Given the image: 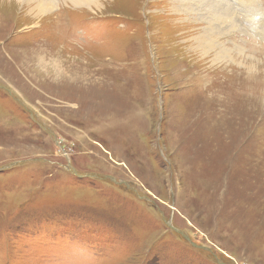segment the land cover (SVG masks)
Listing matches in <instances>:
<instances>
[{
	"label": "rangeland",
	"instance_id": "1",
	"mask_svg": "<svg viewBox=\"0 0 264 264\" xmlns=\"http://www.w3.org/2000/svg\"><path fill=\"white\" fill-rule=\"evenodd\" d=\"M180 1L0 0V264H264V0Z\"/></svg>",
	"mask_w": 264,
	"mask_h": 264
},
{
	"label": "bare ground",
	"instance_id": "2",
	"mask_svg": "<svg viewBox=\"0 0 264 264\" xmlns=\"http://www.w3.org/2000/svg\"><path fill=\"white\" fill-rule=\"evenodd\" d=\"M14 1L17 3L22 2L23 3L22 5L26 7H28L27 5H30L31 3H35V7H33L32 11L49 13V11L51 10L53 12L56 6H64L68 8L85 7V8H89L90 11L92 12L94 11V9H97V6L99 5L98 3L102 0H14ZM246 1L249 0H240L237 4L233 5V0H181L180 1L181 4H178L177 7H174L175 8L174 12H176L177 14L179 12L185 13V15L190 16L188 18L190 20H194V18L196 19L195 16L199 15L200 17L199 19L202 22L207 23L209 25L213 24L211 25L212 28L221 27L222 30H225L223 33H226L228 30L229 23H225L220 16H222V14H230L231 9L234 12L235 16L237 9H243L247 14L243 19H246L249 23H251L252 15L250 12L249 3L247 6L244 3ZM235 2H237V0H235ZM219 19L221 20L220 23H219ZM235 24L238 25L237 19L235 21ZM212 28L210 29L208 27V29L203 30L202 34H196V37H193L192 43L196 45L194 47L200 50L198 51V53L201 54L202 56L207 54L212 55L211 58L212 61L214 60L216 61L219 58L221 63H223L225 59L234 61L232 60V58H229L231 57L230 51L228 49L225 50L223 46H221L217 42V40H215L216 37L214 35L216 33H214L215 29ZM220 32L221 31H219V33ZM247 67L246 70L248 69ZM253 70L254 69H252V72Z\"/></svg>",
	"mask_w": 264,
	"mask_h": 264
}]
</instances>
